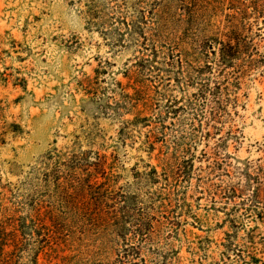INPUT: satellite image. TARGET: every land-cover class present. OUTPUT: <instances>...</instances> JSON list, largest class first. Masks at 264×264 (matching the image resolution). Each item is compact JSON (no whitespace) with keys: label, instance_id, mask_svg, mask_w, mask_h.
<instances>
[{"label":"rangeland","instance_id":"obj_1","mask_svg":"<svg viewBox=\"0 0 264 264\" xmlns=\"http://www.w3.org/2000/svg\"><path fill=\"white\" fill-rule=\"evenodd\" d=\"M0 264H264V0H0Z\"/></svg>","mask_w":264,"mask_h":264},{"label":"trees","instance_id":"obj_2","mask_svg":"<svg viewBox=\"0 0 264 264\" xmlns=\"http://www.w3.org/2000/svg\"><path fill=\"white\" fill-rule=\"evenodd\" d=\"M254 257H252V259H253ZM255 261H256V259H255ZM255 261H252V263H254Z\"/></svg>","mask_w":264,"mask_h":264}]
</instances>
